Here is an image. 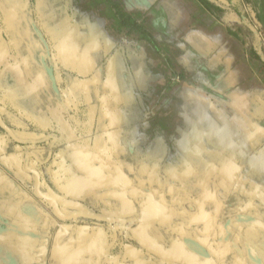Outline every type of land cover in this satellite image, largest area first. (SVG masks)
I'll use <instances>...</instances> for the list:
<instances>
[{
  "label": "crops",
  "instance_id": "1",
  "mask_svg": "<svg viewBox=\"0 0 264 264\" xmlns=\"http://www.w3.org/2000/svg\"><path fill=\"white\" fill-rule=\"evenodd\" d=\"M220 1L0 0V264H264V27Z\"/></svg>",
  "mask_w": 264,
  "mask_h": 264
},
{
  "label": "trees",
  "instance_id": "2",
  "mask_svg": "<svg viewBox=\"0 0 264 264\" xmlns=\"http://www.w3.org/2000/svg\"><path fill=\"white\" fill-rule=\"evenodd\" d=\"M204 2L211 10L216 11L225 9L220 0H201ZM229 3L232 4L234 10L239 20L246 22V25H249V17L242 6L241 0H229ZM248 6L251 8V12L255 13V18L258 20L259 24L264 27V0H247ZM126 20V19H124Z\"/></svg>",
  "mask_w": 264,
  "mask_h": 264
},
{
  "label": "water",
  "instance_id": "3",
  "mask_svg": "<svg viewBox=\"0 0 264 264\" xmlns=\"http://www.w3.org/2000/svg\"><path fill=\"white\" fill-rule=\"evenodd\" d=\"M254 17H256V16L254 15ZM41 195H44L45 197H48L49 199H51V201L54 204L55 210H56V212H55L56 215H59V217L62 218V219L69 220V219H74V218H77V217H87V218H90V219H95V220H100V221H102V220L107 221V219H108L106 217H103L102 215H99L97 213H93V212H90V211L74 212V213H70V214H65L60 209L57 201L51 195L45 194V193H42Z\"/></svg>",
  "mask_w": 264,
  "mask_h": 264
}]
</instances>
